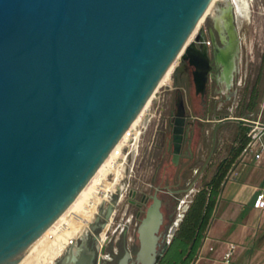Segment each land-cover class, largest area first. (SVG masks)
<instances>
[{
	"label": "water",
	"instance_id": "obj_1",
	"mask_svg": "<svg viewBox=\"0 0 264 264\" xmlns=\"http://www.w3.org/2000/svg\"><path fill=\"white\" fill-rule=\"evenodd\" d=\"M211 1L0 0V264H27L155 96L195 29L198 41ZM176 108L175 164L185 113L180 94ZM223 121L256 124L236 116ZM139 135L132 134L129 165ZM160 206L155 192L136 228L135 255L126 251L117 264H155ZM92 259L79 238L56 264Z\"/></svg>",
	"mask_w": 264,
	"mask_h": 264
},
{
	"label": "flooded vegetation",
	"instance_id": "obj_2",
	"mask_svg": "<svg viewBox=\"0 0 264 264\" xmlns=\"http://www.w3.org/2000/svg\"><path fill=\"white\" fill-rule=\"evenodd\" d=\"M236 16L247 18L237 11L236 0H217L200 26L198 41L193 39L187 51L179 57L178 65L171 78V86L168 88L171 93V105H167V126H164V130L161 128L157 130V135H160V141L165 146V152H171L173 171H159L156 168L151 180L155 186L150 191L147 189L138 191L126 185L122 188L124 189L122 199H120L119 191L121 188L109 190L111 193L102 198L103 205L99 202V209L94 214V220L83 236V240L93 251L92 264H117L126 251L135 255L138 248L137 232L136 247L132 246L130 242L132 239L126 237L130 221L126 217L128 207L134 206L136 209L135 215H131L130 218L137 219L141 214L143 217L155 192L161 200L162 212L155 264L170 242L192 195L198 188L197 179L203 177L207 171L211 156L217 151L220 140H223L221 145L225 144L227 136L230 135L224 126L237 123L233 121L218 123V120L232 116L233 109H242L243 106L247 108L254 96V84L248 92L246 91L248 55L242 50L244 36L240 34ZM202 73H205L203 84L200 82ZM245 92H247V98L243 100ZM179 94L183 98L185 113L175 164L173 156L176 141L173 138V126ZM123 158H127L126 151L119 157L122 161ZM126 173H130L129 163L126 166ZM161 191L169 197L162 196ZM187 193H190V197L185 200L184 196ZM123 199L126 200V207L122 212L125 220L115 223L118 206ZM104 227H106V236L102 239L99 232ZM117 233H119L118 236ZM118 253L121 255L116 260Z\"/></svg>",
	"mask_w": 264,
	"mask_h": 264
},
{
	"label": "rangeland",
	"instance_id": "obj_3",
	"mask_svg": "<svg viewBox=\"0 0 264 264\" xmlns=\"http://www.w3.org/2000/svg\"><path fill=\"white\" fill-rule=\"evenodd\" d=\"M216 2L217 0H212L210 2L209 11L212 9V7ZM236 8L239 13L243 14V16H247V18L236 16V22L240 34L244 36L242 50L246 51L248 55L246 91L248 92L250 87L254 84L255 104L253 108L250 110L248 107L244 108V106L242 109L241 108L233 109L231 115L232 116L243 115L248 117L247 119H251L254 118L259 100L261 98L262 93L264 92V0H236ZM209 11H205L204 15L201 17L200 21L198 22V26H201L204 23V19L206 18V15L209 13ZM195 31L196 30H194L193 33ZM193 39L194 37L191 35L190 38L188 39V42L189 41L191 42ZM178 62H179V58L178 61L175 60V62L165 73V75L159 82V86L156 90L155 96L151 97L152 100L148 103V105H145L139 116L134 121L133 126L136 124L135 130L136 129L140 130V135H139L138 145L136 148V153L132 161V165H129L130 173L128 174L126 173V166L130 162L129 157L127 156V158L124 159L123 161L121 159H117L115 163H119L120 165L119 166L120 168H118V172H115L113 170L106 171V173H104L105 174L104 177H101L100 181H105V183L101 188L96 190L94 193V196L96 197L94 198V200L98 199L95 200V202L98 201L95 204V206L94 205L92 206L94 211L93 212L90 211L89 215L86 217L84 215L81 217V225L84 227L83 231H81L80 234H78V236H74V234L70 235V233L68 232H66L67 235L65 233L58 234L60 235L58 236V238L61 237L58 239V241H61L60 244L63 246V251L57 256H52L50 254L48 255L47 253L48 251L44 247L45 245H47L48 241L53 239L52 236L57 237L55 234H57L59 229L52 232V235L51 233H49L47 237L48 239L46 240L43 247L40 248L41 250L39 249V247L36 248L35 251L39 249L38 250L39 252H36L35 256L33 257V260L29 261V264H54V263L56 264V261L65 255L69 247V245H65V242L69 238L76 237L72 244L77 245L78 239L79 238L83 239L86 230L90 228L94 220V214L99 209L98 207L99 202H101V205H103V201H101L102 198L107 197L108 194L111 193V192L109 193L108 190L110 185H112L111 186L112 190L121 188L119 191H120V199H122L124 195V189L122 188L123 187L125 188L126 185H129V187L135 188L138 191H144L146 189L149 191L152 190L153 187L155 186V183H152L151 180L153 179V173L155 172L156 168H158L159 171H167V172L173 171V165L171 163V152L169 153L165 152L166 151L165 146L161 143L160 141L161 137L160 135H157V130L159 128L164 130V126H167V120H166L167 105L168 104L171 105V93L169 92L168 88L169 86H171V78L178 65ZM247 92L244 93L243 100L247 98ZM154 100H156V103L154 102ZM161 106L163 109L161 108ZM146 114H149L150 116L148 122L146 123V127L143 128L140 123L142 122ZM227 126H236V124L232 123V124H228ZM228 132L230 133L229 129ZM232 138L233 135H228L225 144L222 145L221 142L223 140H220V145L216 149L217 151H215V153L211 156V163H209L207 171L205 172L203 177L197 179L198 186H200L202 183H204L211 177L217 161L225 154L226 148L229 145V141H231ZM130 140L125 150L126 154L131 142ZM166 182H168V180ZM161 195L164 197L168 196L167 194H165L164 191H161ZM187 197L188 198L190 197V193H187L186 196H184L185 200L188 199ZM125 207H126V200L123 199L121 200L118 206L117 215L115 216V223L119 222L120 220L121 222L125 220V216L123 218L122 215V212L124 211ZM135 212H136L135 207L129 206L126 214V217L130 219L127 227L126 237L132 239L130 242H132L133 244L132 246L134 247L137 246L135 229L139 222V219L143 215L141 214L140 217L137 219L130 218L131 215H135ZM60 226L65 227L66 224L61 223V225L60 224L58 225V228ZM105 230L106 227L102 228L99 232L102 239H104L106 236ZM116 235L118 236L119 233H117ZM120 255L121 254L118 253L116 260L120 257ZM37 260H39V262H37Z\"/></svg>",
	"mask_w": 264,
	"mask_h": 264
},
{
	"label": "crops",
	"instance_id": "obj_4",
	"mask_svg": "<svg viewBox=\"0 0 264 264\" xmlns=\"http://www.w3.org/2000/svg\"><path fill=\"white\" fill-rule=\"evenodd\" d=\"M224 127L233 135L228 148L235 142L237 126ZM262 137L264 140V134ZM263 182L264 158L256 159L241 150L221 184L212 218L191 264H225L222 256L230 242L236 249L229 264H264V209L252 206Z\"/></svg>",
	"mask_w": 264,
	"mask_h": 264
},
{
	"label": "trees",
	"instance_id": "obj_5",
	"mask_svg": "<svg viewBox=\"0 0 264 264\" xmlns=\"http://www.w3.org/2000/svg\"><path fill=\"white\" fill-rule=\"evenodd\" d=\"M254 104L255 96L247 106L249 110ZM236 126L235 142L217 162L211 177L198 186L192 195L181 222L156 264H191L194 260L212 218L221 184L248 140L249 126L241 123H236Z\"/></svg>",
	"mask_w": 264,
	"mask_h": 264
},
{
	"label": "bare ground",
	"instance_id": "obj_6",
	"mask_svg": "<svg viewBox=\"0 0 264 264\" xmlns=\"http://www.w3.org/2000/svg\"><path fill=\"white\" fill-rule=\"evenodd\" d=\"M209 6L210 5H208L206 11H209ZM178 58H179V55L176 58L177 61H178ZM148 103H149V101L146 103V105H148ZM139 114H138V116H139ZM134 121L132 122L131 127L133 126ZM120 139L122 140V137ZM120 139H119V141H120ZM112 158H113L112 152H110L107 155V157L104 159V161L102 162V164L99 166V168L97 169V171L94 173V175L91 177V179L88 181V183L85 185V187L81 190V192L78 194V196L74 199V201L70 204V206L67 208V210L63 213V215L58 219V221L49 229V231L31 249V251L29 253V256H28V262H27V264H29V261L30 260H33V257L35 256L36 252H39L38 250L41 247H43V245L45 244L46 240L48 239L47 237H48V234L49 233H51V235H52V232H54L55 230L59 229L58 232H60V233L57 232V234H55L57 237H53L52 236L53 239L50 240V241H48L47 245H45V247H44L48 251V252L46 251L48 253V255L50 254L52 256H57V255H59L63 251V246L60 244L61 241H58V239L61 238V237L58 238V236H60L58 234L65 233L67 235L66 232H68V233H70V235L71 234H74V236H78V234H80V232L83 231V228L84 227L81 225V217L83 215L86 217V216L89 215L90 211L91 212L94 211V209H93L92 206L93 205L95 206V204L98 202V201L95 202V200H98V199H95L94 200V198H96L94 196V193H95L96 190H98L99 188H101L103 186V184L105 183V181H100L101 180V177H104V175H105L104 173H106V171H110V170L112 171L113 170L115 172H118V168H120L119 167L120 166L119 163H115L116 161L113 160ZM124 158H125V156H124ZM102 179H104V178H102ZM116 181H118V180H116ZM111 186L112 185L109 186V189L108 190H112L111 189ZM87 202H89V203H87ZM61 223L66 224V226L65 227L63 226L64 228L62 226H60L58 228V225L59 224L61 225ZM75 238H73V239H75ZM57 241L59 242V244H58ZM38 247H39V249H37V251H35L36 248H38ZM53 258H55V257H53ZM37 262H39V260H37Z\"/></svg>",
	"mask_w": 264,
	"mask_h": 264
},
{
	"label": "built area",
	"instance_id": "obj_7",
	"mask_svg": "<svg viewBox=\"0 0 264 264\" xmlns=\"http://www.w3.org/2000/svg\"><path fill=\"white\" fill-rule=\"evenodd\" d=\"M249 120L254 121L256 124L248 125L249 130L247 132L248 140L245 146L242 149V153H251L254 158L261 159L264 158V92L261 95V98L258 103V107L254 118ZM136 126H130L122 136V140L114 146L112 149L113 160L117 161L122 153L126 150L129 140L132 137L133 132L135 131ZM252 206L255 209H264V182L258 188L255 197L252 201ZM75 239L69 238L65 245H71ZM236 249V245L232 242L228 243L226 250L223 253L222 261L225 264H229L232 258V255Z\"/></svg>",
	"mask_w": 264,
	"mask_h": 264
}]
</instances>
